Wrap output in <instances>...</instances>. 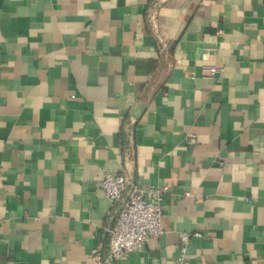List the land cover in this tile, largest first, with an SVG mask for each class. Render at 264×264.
I'll return each instance as SVG.
<instances>
[{"label": "crops", "instance_id": "1", "mask_svg": "<svg viewBox=\"0 0 264 264\" xmlns=\"http://www.w3.org/2000/svg\"><path fill=\"white\" fill-rule=\"evenodd\" d=\"M106 173L166 188L122 262ZM0 264H264V0H0Z\"/></svg>", "mask_w": 264, "mask_h": 264}, {"label": "built area", "instance_id": "2", "mask_svg": "<svg viewBox=\"0 0 264 264\" xmlns=\"http://www.w3.org/2000/svg\"><path fill=\"white\" fill-rule=\"evenodd\" d=\"M209 74H216L219 69L209 67ZM101 190L111 206L119 205L114 223L105 228L109 234L107 260L122 262L140 250L150 237L163 234L162 199L166 188L156 185L145 189L128 188L123 173H106L101 182ZM188 234H180L179 260H183ZM99 247L90 250V256L101 261Z\"/></svg>", "mask_w": 264, "mask_h": 264}]
</instances>
